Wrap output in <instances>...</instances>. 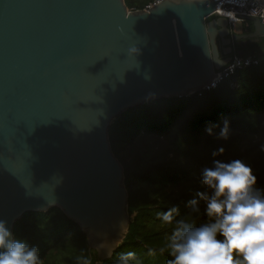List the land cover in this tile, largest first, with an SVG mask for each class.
<instances>
[{
    "label": "water",
    "instance_id": "water-1",
    "mask_svg": "<svg viewBox=\"0 0 264 264\" xmlns=\"http://www.w3.org/2000/svg\"><path fill=\"white\" fill-rule=\"evenodd\" d=\"M220 1L0 0V220L11 231L59 208L90 252L112 258L131 223L114 120L208 90L233 42L264 38L257 18L242 35L215 16Z\"/></svg>",
    "mask_w": 264,
    "mask_h": 264
},
{
    "label": "trees",
    "instance_id": "trees-1",
    "mask_svg": "<svg viewBox=\"0 0 264 264\" xmlns=\"http://www.w3.org/2000/svg\"><path fill=\"white\" fill-rule=\"evenodd\" d=\"M151 2L125 0L131 11L144 10ZM245 50L236 48L261 63L238 71L215 89L150 101L114 120L109 139L124 168L131 223L112 258L101 260L90 252L79 225L52 208L47 213H27L14 227V233L39 248L41 264H123L121 257L128 254L127 264H168L172 257L167 243L176 221L199 225L208 219L204 212L189 218L187 205L194 182L199 192L207 190L200 173L214 160H242L252 168L257 185L264 187V58L260 57L264 43L250 46L249 54ZM225 121L226 140L220 138ZM150 143L152 149L158 148L152 155L142 149ZM176 190L180 195L174 198L171 193ZM172 208L178 212L173 223L166 224L162 214Z\"/></svg>",
    "mask_w": 264,
    "mask_h": 264
},
{
    "label": "clouds",
    "instance_id": "clouds-1",
    "mask_svg": "<svg viewBox=\"0 0 264 264\" xmlns=\"http://www.w3.org/2000/svg\"><path fill=\"white\" fill-rule=\"evenodd\" d=\"M228 136L225 121L220 138ZM200 178L209 191L198 192L189 205L192 213H200L204 201L208 219L199 225L176 221L167 243L168 264H264V187L257 185L252 168L239 159L214 160ZM177 212L163 213L162 221L173 223ZM130 256L121 257L123 264ZM0 264H41L39 248L11 231L5 220H0Z\"/></svg>",
    "mask_w": 264,
    "mask_h": 264
},
{
    "label": "built area",
    "instance_id": "built-area-1",
    "mask_svg": "<svg viewBox=\"0 0 264 264\" xmlns=\"http://www.w3.org/2000/svg\"><path fill=\"white\" fill-rule=\"evenodd\" d=\"M164 1L152 0L146 9L159 5ZM213 1L218 2L220 0ZM214 15L226 18L232 29H235V26L239 23H245L246 18H257L264 25V0H221L216 4ZM231 57L230 63L218 73L221 76L215 79V83L208 90L215 89L224 80L232 79L238 71L261 63L258 57L239 54L235 46ZM235 85L234 83L233 86Z\"/></svg>",
    "mask_w": 264,
    "mask_h": 264
},
{
    "label": "rangeland",
    "instance_id": "rangeland-1",
    "mask_svg": "<svg viewBox=\"0 0 264 264\" xmlns=\"http://www.w3.org/2000/svg\"><path fill=\"white\" fill-rule=\"evenodd\" d=\"M243 25H244V24L239 23V24H237V25L235 26V31H236V33H241V32H243V29H244V26H243ZM260 57L264 58V53H262V54L260 55ZM151 146H152L151 143H150V144H144V145L142 146V149H143V151L148 150V151L150 152V154L152 155V154H154V153H153L154 150H157L158 148H156V149H152ZM204 167H209V166H208V164L206 163ZM197 169H198V168H197ZM193 182H194V181H193ZM197 186H198L197 182H194V183H193L194 191H193V194H191L192 196L189 197V201H191V200L194 199V198H197V193L199 192ZM206 191H209V190L207 189ZM194 192H195V193H194ZM171 195H172L174 198H176V197H178V195H180V192H179L178 190H176V191L172 192ZM187 207H188L187 215H188V217L190 218V216L194 215L195 213H192V212H191V208H190L189 202H188ZM204 208H205V203H204V201H200V209H201L200 213H203V212H204Z\"/></svg>",
    "mask_w": 264,
    "mask_h": 264
},
{
    "label": "crops",
    "instance_id": "crops-1",
    "mask_svg": "<svg viewBox=\"0 0 264 264\" xmlns=\"http://www.w3.org/2000/svg\"><path fill=\"white\" fill-rule=\"evenodd\" d=\"M242 24H244L243 25L244 26L243 32L237 33V34H242L243 35V34H251L252 32H254V28H253L252 23L245 22V23H242ZM263 43H264V38H262L260 42L248 39L246 41H242L241 40V42L238 45L235 44V47L236 48L237 47H241L243 49H248V50H245L244 52L249 54L251 52L250 46L254 48V45L261 46V45H263ZM256 48H258V47H256Z\"/></svg>",
    "mask_w": 264,
    "mask_h": 264
},
{
    "label": "flooded vegetation",
    "instance_id": "flooded-vegetation-1",
    "mask_svg": "<svg viewBox=\"0 0 264 264\" xmlns=\"http://www.w3.org/2000/svg\"><path fill=\"white\" fill-rule=\"evenodd\" d=\"M241 41H237V42H233V50H234V46H235V44H239Z\"/></svg>",
    "mask_w": 264,
    "mask_h": 264
}]
</instances>
